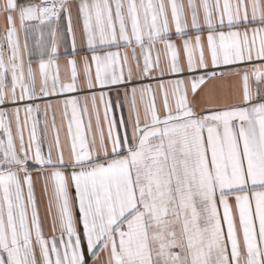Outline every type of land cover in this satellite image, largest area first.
<instances>
[{
	"label": "snow or ice",
	"instance_id": "snow-or-ice-1",
	"mask_svg": "<svg viewBox=\"0 0 264 264\" xmlns=\"http://www.w3.org/2000/svg\"><path fill=\"white\" fill-rule=\"evenodd\" d=\"M0 16V264H264V0H0ZM225 77L235 102H197Z\"/></svg>",
	"mask_w": 264,
	"mask_h": 264
},
{
	"label": "crops",
	"instance_id": "crops-1",
	"mask_svg": "<svg viewBox=\"0 0 264 264\" xmlns=\"http://www.w3.org/2000/svg\"><path fill=\"white\" fill-rule=\"evenodd\" d=\"M73 2H75V0H73ZM75 11V9H74ZM5 27V20L3 18V16H0V33H3ZM206 36V33L204 34ZM78 43H79V33H78ZM82 47V44H81ZM64 49H65V44L62 42L61 46H60V52H61V57H60V64H61V75L64 76L65 75V69H64V65L66 63V57L63 55L64 53ZM86 53L84 52H80L77 54V60L78 62L81 60L82 56L85 55ZM161 55H163V49L161 48ZM129 56H131V51L129 50ZM153 56H155V52H153ZM141 63H142V59H141ZM33 66L36 67L37 66V57H33ZM230 80L234 83V78H230V77H225L223 80H211L208 81L205 85L202 86L201 90L198 92V95L196 97L197 102H199L201 100V98H207V94L210 92H215V102L217 103H233L236 101V97L234 94H231L232 90L227 88L228 83L230 82ZM148 82V81H146ZM154 83V82H153ZM81 95H86L87 90H85L84 92L80 93ZM60 99H63V97H60ZM53 109L49 110V136H52V128H51V119H52V113L53 110L55 111V116H56V123L57 126L59 127L60 123H61V116L60 113L62 111V105L61 106H56V98H53ZM199 106V104H198ZM126 112V109H125ZM38 119L43 120L44 117L42 114H40L38 116ZM101 122L102 124H104L103 122V111H102V107H101ZM105 127V131L107 130V126L106 124H104ZM93 128L95 129V120L93 119ZM41 133L43 132L42 127H41ZM65 133H66V128H61L60 129V138L62 141L65 140ZM67 155V152H66ZM35 175V174H34ZM36 191H37V197H38V207H39V211L41 214V217L44 221V231L45 234L50 236L51 235V227H50V221H49V216H48V211H47V201H46V197L44 196V193L42 191L41 185L39 180L36 181ZM105 258V254L101 253V264H103Z\"/></svg>",
	"mask_w": 264,
	"mask_h": 264
}]
</instances>
